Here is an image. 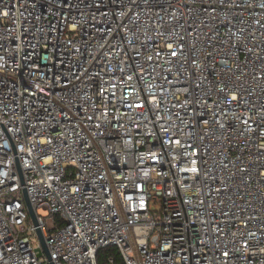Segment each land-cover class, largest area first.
<instances>
[{
  "label": "built area",
  "instance_id": "1",
  "mask_svg": "<svg viewBox=\"0 0 264 264\" xmlns=\"http://www.w3.org/2000/svg\"><path fill=\"white\" fill-rule=\"evenodd\" d=\"M38 227L54 264H264V0H0V264H50Z\"/></svg>",
  "mask_w": 264,
  "mask_h": 264
},
{
  "label": "water",
  "instance_id": "2",
  "mask_svg": "<svg viewBox=\"0 0 264 264\" xmlns=\"http://www.w3.org/2000/svg\"><path fill=\"white\" fill-rule=\"evenodd\" d=\"M24 196H25V200H26V203H27L28 210L30 212V216H31L33 222L37 225L38 224L37 214H36V211H35V208H34L33 204L30 201V198L28 196L26 188H24ZM37 231H38V235L40 237L43 249H44V251L46 252V254L48 255V257L50 259V264H54L52 259H51V254L49 252V249H48L44 234L42 232V229L40 227H38ZM41 253H42V251H41V249H39V254H41Z\"/></svg>",
  "mask_w": 264,
  "mask_h": 264
},
{
  "label": "rangeland",
  "instance_id": "3",
  "mask_svg": "<svg viewBox=\"0 0 264 264\" xmlns=\"http://www.w3.org/2000/svg\"><path fill=\"white\" fill-rule=\"evenodd\" d=\"M155 202H152V208H154L155 207ZM38 211H39V214L40 215H43V216H45V217H48L49 216V213H48V211L47 210H45V209H43V208H39L38 209ZM56 221H57V223H61L63 220H62V218H61V216L60 215H55V218H54ZM37 238H38V240H40L39 239V237L37 236ZM114 247V246H113ZM116 250H117V252H118V256H117V258H118V264H122V258H121V254H120V252L118 251V249H117V247H116Z\"/></svg>",
  "mask_w": 264,
  "mask_h": 264
},
{
  "label": "trees",
  "instance_id": "4",
  "mask_svg": "<svg viewBox=\"0 0 264 264\" xmlns=\"http://www.w3.org/2000/svg\"><path fill=\"white\" fill-rule=\"evenodd\" d=\"M110 252H114L118 256V252L116 250V247L109 246V247L103 248L98 253L99 264H106V256Z\"/></svg>",
  "mask_w": 264,
  "mask_h": 264
}]
</instances>
